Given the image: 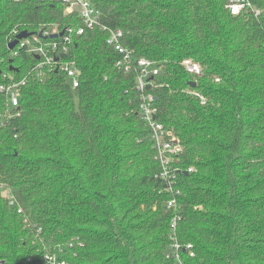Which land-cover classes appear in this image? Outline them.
<instances>
[{
  "label": "trees",
  "instance_id": "16d2710c",
  "mask_svg": "<svg viewBox=\"0 0 264 264\" xmlns=\"http://www.w3.org/2000/svg\"><path fill=\"white\" fill-rule=\"evenodd\" d=\"M89 1L100 23L74 33V87L25 47L13 56L9 38L58 40L52 29L76 31L80 13L0 0V84L4 72L24 80L0 128V264H172V235L185 264H264V0L238 15L230 0ZM110 29H122L129 59ZM142 57L158 68L144 91ZM143 94L181 150L172 190Z\"/></svg>",
  "mask_w": 264,
  "mask_h": 264
},
{
  "label": "built area",
  "instance_id": "2783aa9c",
  "mask_svg": "<svg viewBox=\"0 0 264 264\" xmlns=\"http://www.w3.org/2000/svg\"><path fill=\"white\" fill-rule=\"evenodd\" d=\"M18 2L30 1V0H15ZM37 1H50L60 2L65 6V11L73 13L78 11L82 18V25L78 27L76 31L72 27H67L64 34H60L58 27L52 29L51 34L46 32L45 35L58 34V40L49 42H43L40 36L33 33L27 38L20 39L18 44L11 49L14 55H18L22 47L27 50L29 54L35 55L39 61L35 62V68L39 69L44 65L49 66L51 69H61L64 71L73 84L74 87L79 85L80 70L77 66L76 60L73 57V42L74 33H84L86 29L94 28L99 25L101 11L97 9L89 0H37ZM229 8L232 14L238 15L245 11H253L258 14L259 10L255 8V5L251 0H230ZM106 28V27H105ZM21 31H14V35L9 38V44L17 38V35ZM108 42L113 44L116 49L124 54L125 59L130 58V53L125 49L121 42L123 35L122 29H110L109 30ZM184 65L187 70L191 73L201 75V68L198 62L187 58L184 61ZM123 64L122 61L118 62ZM138 65V76H137V87L139 90L144 91L146 87V81L152 73H156L158 68L154 60L142 57L137 61ZM130 64H127L126 68H130ZM6 82L0 84V92L3 95L4 102L0 105V128L7 125L8 120L11 116L18 112L21 106V86L24 83L23 79H13L12 73L4 72L2 74ZM141 110L145 121L151 128V138L153 141V147L157 152V158L160 160L162 165L161 175L169 180V189H173L175 178L179 168H174L172 161L180 153L179 144L173 139L171 133L166 130L164 125L155 119L157 112L154 107V97L151 94H143V101L141 104ZM17 114V113H16ZM194 168H189L188 172ZM177 201L173 199L169 202L168 207H176ZM175 225H173V229ZM170 250L166 255V258L172 264H185L181 245L177 241L176 236H171ZM186 249L189 246H185Z\"/></svg>",
  "mask_w": 264,
  "mask_h": 264
},
{
  "label": "water",
  "instance_id": "95a60500",
  "mask_svg": "<svg viewBox=\"0 0 264 264\" xmlns=\"http://www.w3.org/2000/svg\"><path fill=\"white\" fill-rule=\"evenodd\" d=\"M32 34H33L32 32H29L27 30L21 31L17 35V38L9 44V48L10 49H13L18 44V42H19L20 39L27 38V37H29ZM42 34H43V31L40 32V35H42ZM60 34L63 35L64 34V31H62ZM57 35L58 34H53L51 37H56ZM12 69H16V68L12 66ZM194 85H195V82H194ZM185 172L188 173V171H185Z\"/></svg>",
  "mask_w": 264,
  "mask_h": 264
}]
</instances>
